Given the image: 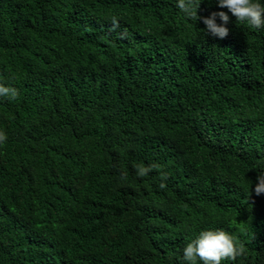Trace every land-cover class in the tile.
I'll list each match as a JSON object with an SVG mask.
<instances>
[{
  "label": "trees",
  "instance_id": "obj_1",
  "mask_svg": "<svg viewBox=\"0 0 264 264\" xmlns=\"http://www.w3.org/2000/svg\"><path fill=\"white\" fill-rule=\"evenodd\" d=\"M220 11L0 0V264H187L204 230L264 264V28Z\"/></svg>",
  "mask_w": 264,
  "mask_h": 264
},
{
  "label": "clouds",
  "instance_id": "obj_2",
  "mask_svg": "<svg viewBox=\"0 0 264 264\" xmlns=\"http://www.w3.org/2000/svg\"><path fill=\"white\" fill-rule=\"evenodd\" d=\"M201 0H177V7L185 16L191 20H203L207 31L220 39H224L229 35L227 24L230 17L227 12H213L210 16L199 17L198 9ZM221 8H227L236 20L246 22L253 29L264 28V5L256 0H218ZM217 17L221 23H217ZM114 28L119 27V21L114 17L112 20ZM18 95L15 88L0 85V96H9L15 99ZM6 139V134L0 132V142ZM138 166L137 175L146 176L151 170ZM163 175V174H162ZM166 179V176L164 177ZM258 183L255 186V194L257 196L264 194V173L258 177ZM161 188L166 187L165 183L160 184ZM247 251L243 243H239L226 231L223 230H204L199 236L187 243L183 250V259L187 264H221L224 260H237L238 257L246 256Z\"/></svg>",
  "mask_w": 264,
  "mask_h": 264
}]
</instances>
